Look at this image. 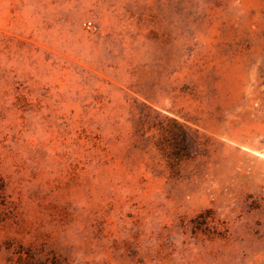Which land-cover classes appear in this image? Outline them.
I'll return each mask as SVG.
<instances>
[{
	"label": "rangeland",
	"instance_id": "rangeland-1",
	"mask_svg": "<svg viewBox=\"0 0 264 264\" xmlns=\"http://www.w3.org/2000/svg\"><path fill=\"white\" fill-rule=\"evenodd\" d=\"M0 264H264V0H0Z\"/></svg>",
	"mask_w": 264,
	"mask_h": 264
}]
</instances>
